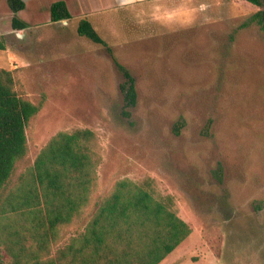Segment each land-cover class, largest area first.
<instances>
[{
	"label": "rangeland",
	"instance_id": "1",
	"mask_svg": "<svg viewBox=\"0 0 264 264\" xmlns=\"http://www.w3.org/2000/svg\"><path fill=\"white\" fill-rule=\"evenodd\" d=\"M257 10L159 0L119 11L98 33L134 78L136 103L126 106L121 73L103 46L77 35L75 14L53 27L43 11L14 31L0 0V68L31 102L44 99L16 174L57 133L90 130L95 198L128 179L191 229L159 264H264V31L242 28Z\"/></svg>",
	"mask_w": 264,
	"mask_h": 264
},
{
	"label": "trees",
	"instance_id": "2",
	"mask_svg": "<svg viewBox=\"0 0 264 264\" xmlns=\"http://www.w3.org/2000/svg\"><path fill=\"white\" fill-rule=\"evenodd\" d=\"M241 1L258 8L242 28L264 31V0ZM7 5L12 29L28 28L18 16L24 2L7 0ZM70 17L63 1L51 5L52 23ZM76 33L105 48L123 77L125 105L134 106V78L111 48L87 19L78 22ZM0 50H5L1 40ZM43 104L44 99L31 102L16 88L14 72L0 68V264H159L191 229L146 187L128 179L95 198L99 156L88 145L90 130L57 133L33 167L16 174L28 152L26 126Z\"/></svg>",
	"mask_w": 264,
	"mask_h": 264
},
{
	"label": "crops",
	"instance_id": "3",
	"mask_svg": "<svg viewBox=\"0 0 264 264\" xmlns=\"http://www.w3.org/2000/svg\"><path fill=\"white\" fill-rule=\"evenodd\" d=\"M25 4L23 10L18 13L21 20L28 24V20L33 18V15L41 14L43 11L46 13L49 11L50 20V7L53 3L63 1L66 4L68 12L70 13V19L52 23L50 21L49 26L60 24L61 27H69L73 15L77 16V21L81 19H87L93 28L98 33L99 27L104 29H109L107 26L110 21L115 22L114 16L117 15L119 11L130 6H134L138 3L159 1V0H22ZM27 15V18L23 16ZM12 15V13H11ZM99 21L97 25L94 23ZM77 22V25H78ZM29 27V24H28ZM77 28V27H76ZM61 31H64L61 29ZM99 34V33H98ZM100 35V34H99Z\"/></svg>",
	"mask_w": 264,
	"mask_h": 264
}]
</instances>
